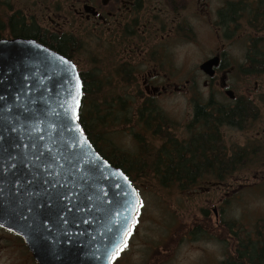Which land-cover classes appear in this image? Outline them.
I'll return each instance as SVG.
<instances>
[{
	"label": "flooded vegetation",
	"instance_id": "af4514ba",
	"mask_svg": "<svg viewBox=\"0 0 264 264\" xmlns=\"http://www.w3.org/2000/svg\"><path fill=\"white\" fill-rule=\"evenodd\" d=\"M197 28L206 31L200 40ZM16 40L34 42L75 65L82 82L81 107L86 105L84 78L100 70L93 66L96 61L92 64L85 59L88 47L103 48L109 102L112 96L129 98L121 106L109 104L106 122L115 123L111 111L120 109V125L138 132L143 125L141 111L153 105L148 102L175 94L194 95L191 70L176 66L175 48L200 44L201 64L214 60L216 65L211 75L201 72L198 65L204 95L201 102L191 105L192 118L182 137L188 138L196 129L191 123L200 109L201 135L210 144L206 155L216 161L205 167L201 180L205 186L199 187L212 197L205 201L213 205L211 211L201 209L204 218L212 215L217 227L223 225L222 197L217 195L226 186L232 188L222 177L225 127L247 137L243 149L237 148L245 153L247 163L228 172L264 176V0H0V45L9 46ZM224 108L242 116L241 124H224ZM129 137L135 139L134 132ZM170 184L187 198L183 203L191 202L196 192L191 182ZM141 203L127 247L112 264H154L159 258L163 239L157 233L148 234L153 226L147 224L155 222L140 217ZM198 230L195 226L185 234L190 237ZM238 251L232 260L215 264L237 263ZM0 264L38 263L21 237L0 228Z\"/></svg>",
	"mask_w": 264,
	"mask_h": 264
},
{
	"label": "water",
	"instance_id": "95a60500",
	"mask_svg": "<svg viewBox=\"0 0 264 264\" xmlns=\"http://www.w3.org/2000/svg\"><path fill=\"white\" fill-rule=\"evenodd\" d=\"M59 58L31 41L0 45V228L21 237L38 264H109L136 215L129 202L140 199L66 111L71 73ZM215 65L199 70L211 75Z\"/></svg>",
	"mask_w": 264,
	"mask_h": 264
},
{
	"label": "rangeland",
	"instance_id": "374dc122",
	"mask_svg": "<svg viewBox=\"0 0 264 264\" xmlns=\"http://www.w3.org/2000/svg\"><path fill=\"white\" fill-rule=\"evenodd\" d=\"M204 32L206 33L203 29H196L198 40L205 36ZM88 48L89 52L85 59L92 64L96 61L93 66L100 68L98 77L102 81L103 89L101 92L106 93L108 86H106L104 78L103 48ZM175 50L176 66L181 68L185 66L191 70L192 79L195 83L194 95L175 94L158 98L154 103L168 119L174 136L181 139L184 134V126L192 118L191 105L201 102L204 95V92L201 91L202 75L198 70L204 53L201 45L196 44V42L190 48L181 46L176 47ZM187 55L190 57L188 58ZM177 82L182 83L183 81ZM115 126L113 124L108 125L107 135L104 133L106 140L109 141L107 146L104 147V142L102 143L105 136L104 139L102 136L98 138V144L105 153L109 152V148H114L128 159L129 157L135 159L134 157H141V154H146L148 150L149 152L152 151L151 146L156 148L160 144V139L147 135L148 137H144V141L147 144L152 142V145L146 143L143 145L139 143L138 139L140 131L131 128L126 129L121 125ZM131 131L134 132L135 139L129 137ZM246 139L247 137L242 136L240 132L232 128H224V146L227 151H231L232 147L233 149H243ZM247 161H244V164ZM130 173L134 178L133 184L142 202L140 217L145 216L147 221L155 222L154 225L147 224L153 226L148 234L157 233L163 239L160 241L157 251L159 258L154 264L224 263V261L234 258L239 242L245 240L249 234H252L251 238L254 239L258 232H264V176L262 178L261 176H252L248 172H241L224 179V183L232 188L229 189L226 186L223 192L217 195L222 197L221 208L224 211L223 225L217 227L218 225L211 214L210 218H204L205 215L201 213V209L211 211L213 206L210 203H205L212 197L200 190L205 186L202 181L194 185L193 190L196 192L190 198L191 202L183 203L187 198L178 192L176 185L163 186L151 175L138 177L133 171ZM145 173L151 174L150 169L148 168ZM239 187H241L240 192L236 190ZM214 202L216 203L215 199ZM229 224L234 225L233 232H230ZM195 226L199 228L197 232L190 237L185 234L186 230L187 232L188 230L193 231ZM165 227H169V229H165ZM164 250H166L165 254H163Z\"/></svg>",
	"mask_w": 264,
	"mask_h": 264
},
{
	"label": "trees",
	"instance_id": "16d2710c",
	"mask_svg": "<svg viewBox=\"0 0 264 264\" xmlns=\"http://www.w3.org/2000/svg\"><path fill=\"white\" fill-rule=\"evenodd\" d=\"M85 78L84 83L87 94L83 98L86 105L82 106L79 111L78 123L97 153L111 165L121 169L132 183H134V178L130 171H133L138 177L151 175L154 180L163 186H168L173 181L182 184L191 182L195 185L203 179L205 167L216 162L215 160L211 161L206 155V147L210 144L201 135L200 122L202 119L200 109H197L191 123V126H197L196 129L189 134L188 138L183 139L184 137H182L181 140H177L172 133V126L168 119L155 106L154 102H148L153 105L141 111L143 125H141L138 139L139 143L144 145L146 143L144 137H148L147 135H151L152 138L157 137L160 139L158 147L153 148L155 146H151L152 151L149 152L148 150L146 154H141V157L135 159H131L132 157L128 159L114 148H109L108 153L103 152L98 144V138L102 136L104 139L105 136L102 143L104 142V147L107 146L109 142L106 140V130L108 129V123L106 122L108 117L107 107L112 101L109 102V96L101 92L103 89L102 81L99 80L98 75H90L89 78H86V81ZM112 98V103L116 102L120 106L129 100L128 97L123 95L112 96ZM111 112L112 120L115 122L113 124L116 125L115 127L120 126L123 121L122 110L115 109ZM210 119L215 120L214 117ZM222 120L227 125H233L234 122L240 125L243 117L235 115L231 110L224 108ZM148 144L152 145V142ZM244 154L243 151H238L236 148L233 149L232 147L231 151H227L224 147L222 158L223 179L231 175L228 172L229 170L242 167V162L247 160L243 159ZM189 166L190 168H188ZM148 168L152 171L151 174L145 173ZM228 228L230 232H233L234 225L229 224ZM238 248L241 251L237 253V263L233 264H241L243 261L247 264H264V232H258L254 239L249 234L245 240L239 242Z\"/></svg>",
	"mask_w": 264,
	"mask_h": 264
},
{
	"label": "snow or ice",
	"instance_id": "6c2138e0",
	"mask_svg": "<svg viewBox=\"0 0 264 264\" xmlns=\"http://www.w3.org/2000/svg\"><path fill=\"white\" fill-rule=\"evenodd\" d=\"M59 59L62 62V64L64 65V71L66 73H68V72L71 73L70 76L66 75V77H65L67 80V83L72 85V87L65 89L68 96L72 100L71 106L66 107V111L71 112L72 118L75 120V119H78V116L76 114V110L80 106V99H79V97L81 95L80 79H79V76L75 74L76 70H75L74 65H69V62L67 60H65L63 57H61ZM76 131H81V130L79 128H77ZM125 195H127V193H125ZM129 208L132 209L133 211H135L138 215L139 207L135 203L130 201L129 202ZM125 220L127 221L128 218L125 217ZM135 227H136V217L134 216L132 218L131 224L130 225L126 224L125 227L123 228V239H117L113 243L112 250L109 252V257H110L109 264H112V262L115 261V259L118 257L119 253L121 251H123L124 248L127 247V239H128V237H130L132 235V231Z\"/></svg>",
	"mask_w": 264,
	"mask_h": 264
}]
</instances>
